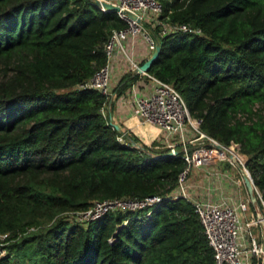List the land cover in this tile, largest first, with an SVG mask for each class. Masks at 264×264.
Here are the masks:
<instances>
[{
	"label": "trees",
	"instance_id": "obj_1",
	"mask_svg": "<svg viewBox=\"0 0 264 264\" xmlns=\"http://www.w3.org/2000/svg\"><path fill=\"white\" fill-rule=\"evenodd\" d=\"M158 1L161 50L147 73L178 90L203 133L238 144L264 197V0ZM125 26L94 0H0V264H215L193 203L168 196L180 153L118 140L107 96L85 86ZM152 196L161 202L75 215Z\"/></svg>",
	"mask_w": 264,
	"mask_h": 264
},
{
	"label": "built area",
	"instance_id": "obj_2",
	"mask_svg": "<svg viewBox=\"0 0 264 264\" xmlns=\"http://www.w3.org/2000/svg\"><path fill=\"white\" fill-rule=\"evenodd\" d=\"M107 2L119 7L116 14L126 23V26L123 29L112 30L103 45L106 56L105 64L93 73L85 86L97 89L108 98L110 95L109 63L112 53L116 48L122 46L128 36L140 34L146 42L147 50L152 54L158 42L152 28L154 25L160 24L158 16L161 12V5L158 0H112ZM126 12L134 14L139 21L129 18ZM161 28V33L170 30L197 33L200 31L192 29L186 24H163ZM131 68L136 75L149 81L145 92L132 97L133 114L142 124H149L157 128L155 148H167L166 153L170 152L171 156L180 153L186 163L185 168L178 176L177 187L168 196L172 199L183 197L193 203L207 243L212 249L215 264H251L252 257L256 259L255 264H261L264 254L262 248L264 197L260 193L257 196V206L254 202H250V197L246 201L239 198L234 190L231 191L232 194H221L222 197L215 201L190 197L197 196L190 191L191 186L194 185L188 183L191 170L216 167L222 163L229 165V169L221 167V171L225 172V180L231 181L237 187H243L247 196H250L244 185L243 175H247L252 184L253 181L246 168L245 159L239 152L238 144L230 142L228 145H223L203 133L199 129L201 120L189 114L181 94L172 84L140 71L137 62H131ZM136 87V84L133 83L131 90ZM102 112L106 114L105 106L102 108ZM125 134L126 132L122 131L118 140L124 141ZM234 169L238 171L235 178L231 176ZM221 174L223 173L220 171L212 170L213 178H218ZM254 189L258 192L253 184V192ZM223 196L237 197L231 199ZM160 202L161 198L158 196L139 200L126 198L93 201L89 208L76 212L75 215L80 221H88L97 219L108 211L148 208ZM242 214L248 216L247 220L243 219ZM0 238L2 239L3 235H0Z\"/></svg>",
	"mask_w": 264,
	"mask_h": 264
},
{
	"label": "crops",
	"instance_id": "obj_3",
	"mask_svg": "<svg viewBox=\"0 0 264 264\" xmlns=\"http://www.w3.org/2000/svg\"><path fill=\"white\" fill-rule=\"evenodd\" d=\"M150 55L151 53L147 50L146 42L140 34L128 36L126 40L123 41L122 46L114 50L109 63L110 95L108 96L105 105L106 115H108L109 120L117 124L122 131L135 135L140 142L146 146H150L154 141L157 143L156 136L158 130L152 125L142 124L133 114L132 97L145 92L147 90L146 85L149 81L146 78L137 75V78L133 81L137 86L134 90H131L130 86L124 91V93L118 95L117 89L121 86L120 82L123 78L136 75L131 68V62H137L140 66L150 57ZM154 146L153 148L155 149ZM221 167L222 166L219 165L205 169L191 170L188 183L194 185L191 186L190 191L193 195L197 196L190 197L198 200L215 201L222 197L220 196L221 194L228 195L229 191H232L233 186L231 185V181L225 180V172L221 171ZM212 170L220 171L223 174L218 178H213ZM223 197L236 199L237 196ZM250 202L252 203L251 198ZM250 205L252 206L253 204ZM242 217L244 220H247L248 216L242 214ZM250 260L251 264L256 262L254 257Z\"/></svg>",
	"mask_w": 264,
	"mask_h": 264
},
{
	"label": "water",
	"instance_id": "obj_4",
	"mask_svg": "<svg viewBox=\"0 0 264 264\" xmlns=\"http://www.w3.org/2000/svg\"><path fill=\"white\" fill-rule=\"evenodd\" d=\"M94 4L99 7V8H102L106 11H118L119 7L113 3H110V2H107V1H104V0H94ZM127 16L131 19H135L137 21H139V19L134 15L132 14L131 12H126ZM160 50H161V43L158 41L155 45V48H154V51L152 52L151 56L144 62L142 63L140 66H139V70L142 71V72H147V70L151 67V65L155 62V60L157 59L159 53H160ZM110 124L116 129V130H120V127L111 122L110 121ZM133 146L135 147H139L140 145L137 144V143H132ZM171 153L168 152V153H165L163 154V156H170ZM243 181H244V185L247 189V192L249 193L250 195V198H251V201L254 202L255 201V197H254V192H253V184L252 182L250 181V179L248 178L247 175H243ZM262 248H263V252H264V240H263V244H262ZM261 264H264V254H263V257H262V263Z\"/></svg>",
	"mask_w": 264,
	"mask_h": 264
},
{
	"label": "rangeland",
	"instance_id": "obj_5",
	"mask_svg": "<svg viewBox=\"0 0 264 264\" xmlns=\"http://www.w3.org/2000/svg\"><path fill=\"white\" fill-rule=\"evenodd\" d=\"M192 134H193V132H192ZM165 148H163V147H159V148H155L154 150H157V151H162V150H164ZM223 168H227V169H229V165H226V164H220ZM237 175H238V171H237V169H234L232 172H231V176L233 177V178H235V177H237ZM232 186H233V188H232V192H233V190L236 192V195L239 197V198H241V199H244L245 201L249 198V196H247V194H246V192H245V190H244V188L243 187H237L235 184L233 185V184H231ZM256 188V187H255ZM257 189V188H256ZM232 192H230L229 191V194H232ZM258 193H260L259 191L258 192H256L255 191V189H254V197H255V201H256V206H257V204H258ZM261 194V193H260ZM255 201H254V203H255ZM255 206V207H256ZM66 215V214H65Z\"/></svg>",
	"mask_w": 264,
	"mask_h": 264
}]
</instances>
